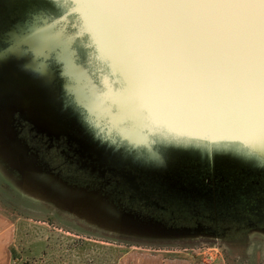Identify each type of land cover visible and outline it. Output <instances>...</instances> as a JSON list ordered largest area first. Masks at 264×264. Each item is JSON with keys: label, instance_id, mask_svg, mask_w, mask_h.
Returning <instances> with one entry per match:
<instances>
[{"label": "rangeland", "instance_id": "rangeland-1", "mask_svg": "<svg viewBox=\"0 0 264 264\" xmlns=\"http://www.w3.org/2000/svg\"><path fill=\"white\" fill-rule=\"evenodd\" d=\"M26 1L0 0V212L14 264H197L203 251L264 264V144L236 155L251 132L199 98L134 111L81 6L56 18L70 6ZM172 202L198 214L216 203L218 229L149 214Z\"/></svg>", "mask_w": 264, "mask_h": 264}, {"label": "snow or ice", "instance_id": "snow-or-ice-1", "mask_svg": "<svg viewBox=\"0 0 264 264\" xmlns=\"http://www.w3.org/2000/svg\"><path fill=\"white\" fill-rule=\"evenodd\" d=\"M81 7L134 111L199 98L251 132L231 145L250 158L264 144V0H56ZM262 7L252 12L249 6ZM227 6L229 11H186ZM257 46L253 48V38ZM143 118L142 112H137ZM264 165V159L259 160Z\"/></svg>", "mask_w": 264, "mask_h": 264}, {"label": "trees", "instance_id": "trees-1", "mask_svg": "<svg viewBox=\"0 0 264 264\" xmlns=\"http://www.w3.org/2000/svg\"><path fill=\"white\" fill-rule=\"evenodd\" d=\"M59 174L66 180L70 181L66 175L62 171H59ZM73 182V181H72ZM75 182V181H74ZM73 182V183H74ZM78 183V182H75ZM157 211H150L149 214L153 217L159 220L160 222L172 226V227H182V226H198L199 222H203L204 226H208L212 229H218L217 227V218H213L211 214L204 215V217H201V215H195L194 213L189 210V212H186L185 215L183 213L184 209L181 207V205L176 204L174 202L172 203H163L158 205L156 208ZM155 209V210H156ZM148 210V209H147ZM188 211V210H187ZM204 218V221L202 220ZM13 255V251H12Z\"/></svg>", "mask_w": 264, "mask_h": 264}, {"label": "crops", "instance_id": "crops-1", "mask_svg": "<svg viewBox=\"0 0 264 264\" xmlns=\"http://www.w3.org/2000/svg\"><path fill=\"white\" fill-rule=\"evenodd\" d=\"M9 226V221L6 219L5 214L0 212V264H14L17 260V258H13L12 255V251L15 252V249L10 245L11 235ZM162 259V257H159V259L153 258L143 261L141 264H191L186 261H169Z\"/></svg>", "mask_w": 264, "mask_h": 264}, {"label": "water", "instance_id": "water-1", "mask_svg": "<svg viewBox=\"0 0 264 264\" xmlns=\"http://www.w3.org/2000/svg\"><path fill=\"white\" fill-rule=\"evenodd\" d=\"M250 7V10L252 12H256L258 11L262 6L261 5H253V6H249ZM212 8L215 10V11H221V12H227L229 11V8L227 6H212ZM256 46H257V41H256V38L254 37L253 38V48L254 50L256 49ZM259 145L260 143L257 144L258 148L257 150H261L259 149Z\"/></svg>", "mask_w": 264, "mask_h": 264}, {"label": "flooded vegetation", "instance_id": "flooded-vegetation-1", "mask_svg": "<svg viewBox=\"0 0 264 264\" xmlns=\"http://www.w3.org/2000/svg\"><path fill=\"white\" fill-rule=\"evenodd\" d=\"M32 1H34V0H32ZM26 2H27L26 4H29L31 1H28V0H27ZM27 9H28V8H26L25 11H26ZM70 10H72V7H71V6H70V8H68L65 12H62V13H60L59 15H57L56 18H58L59 16L63 15V13L65 14V13L69 12ZM34 13H36V12H34ZM34 13H32L33 16H35ZM51 16H52V15H51ZM56 18H55V19H56ZM50 22H51V21H50ZM47 23H49V22H47ZM47 23H45V25H46ZM210 201H211V200H209V202H210ZM211 208H213V209H212L213 211H209V212H203V211H200L201 213H199V214L196 213V212H194V211L189 212V211H187V210H184L183 213H184V215H185L186 212L194 213L195 215H208V214H211V213H213V212H216V214L220 213V212L217 211L216 203H215V207H211ZM218 215H219V214H218ZM215 230H217V229H215Z\"/></svg>", "mask_w": 264, "mask_h": 264}, {"label": "built area", "instance_id": "built-area-1", "mask_svg": "<svg viewBox=\"0 0 264 264\" xmlns=\"http://www.w3.org/2000/svg\"><path fill=\"white\" fill-rule=\"evenodd\" d=\"M210 249H212V248H210ZM184 251L189 252L188 249H185ZM190 251L193 252V248L190 249ZM202 253L205 254V258L202 259L201 263L198 262L197 264H212L214 262V257L212 255L213 253H209V252L207 253L206 251H203ZM191 254H193V253H191ZM206 254H208V255L206 256Z\"/></svg>", "mask_w": 264, "mask_h": 264}]
</instances>
